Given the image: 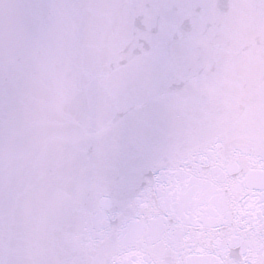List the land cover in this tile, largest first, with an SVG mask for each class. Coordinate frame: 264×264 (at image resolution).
<instances>
[{"label": "snow or ice", "instance_id": "1", "mask_svg": "<svg viewBox=\"0 0 264 264\" xmlns=\"http://www.w3.org/2000/svg\"><path fill=\"white\" fill-rule=\"evenodd\" d=\"M0 264H264V0H0Z\"/></svg>", "mask_w": 264, "mask_h": 264}]
</instances>
